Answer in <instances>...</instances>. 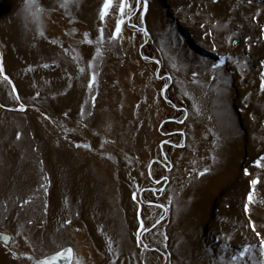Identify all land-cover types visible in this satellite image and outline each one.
Listing matches in <instances>:
<instances>
[{"label":"rangeland","instance_id":"374dc122","mask_svg":"<svg viewBox=\"0 0 264 264\" xmlns=\"http://www.w3.org/2000/svg\"><path fill=\"white\" fill-rule=\"evenodd\" d=\"M37 3L0 0V264H261L264 0H126L119 37L121 0Z\"/></svg>","mask_w":264,"mask_h":264},{"label":"snow or ice","instance_id":"6c2138e0","mask_svg":"<svg viewBox=\"0 0 264 264\" xmlns=\"http://www.w3.org/2000/svg\"><path fill=\"white\" fill-rule=\"evenodd\" d=\"M72 2L74 3L75 0H72ZM112 4H113V0H105V3L103 5V9L101 11V19H104L105 16L108 14L109 8L112 6ZM61 6H64V5H61ZM28 7H29V9H31L32 7L36 8V11L33 13V15H36V16H38V14L43 11V8L37 3V0H28ZM144 7L146 10V3L144 5ZM126 8L130 9V5H128L126 3V0H121V3L119 4L120 19H119L118 25L115 29L116 37H119V35L121 33L120 25H123L125 23L123 17L126 14V12H125ZM129 18H130V16H129ZM41 35H43V32H41ZM88 43H91V41L89 40ZM3 71H4V69H3L2 62H0V73H2ZM4 79L8 80V77L5 76ZM94 80H95V77L93 76V81ZM9 82H11V81H9ZM262 87H264V85H262ZM262 159H264V158H262ZM257 166L258 167H264V165H261L260 162H257ZM203 174L204 173H201V175H203ZM257 182H258L257 180H253L252 181L253 186H255V184ZM248 200L250 203L252 202V196L251 195H249ZM246 210H247V207H246ZM252 230L255 232V226L254 225L252 226ZM256 236L260 237V233L256 232ZM259 243L261 246L260 247L261 256L264 257V237L260 238ZM249 251H250V248L246 247L243 251V254L246 255ZM65 256L71 257L72 256V250L68 249V250H66V252L58 253V257H65ZM56 259H57V257H54L52 260L45 261L44 264H55ZM77 264H79L78 261H77ZM261 264H264V259L261 260Z\"/></svg>","mask_w":264,"mask_h":264},{"label":"water","instance_id":"95a60500","mask_svg":"<svg viewBox=\"0 0 264 264\" xmlns=\"http://www.w3.org/2000/svg\"><path fill=\"white\" fill-rule=\"evenodd\" d=\"M163 154H165V152L163 151ZM9 237L6 236L5 237V241H7L6 239H8ZM68 249H71V248H66L58 253H61V252H66V250ZM72 250V249H71ZM58 253H55V254H52L46 258H43V259H40V260H36L33 262V264H44L45 261H48V260H52L54 257H57L56 259V262L55 264H71L72 261H73V250H72V256L71 257H58Z\"/></svg>","mask_w":264,"mask_h":264},{"label":"crops","instance_id":"0c3cea01","mask_svg":"<svg viewBox=\"0 0 264 264\" xmlns=\"http://www.w3.org/2000/svg\"><path fill=\"white\" fill-rule=\"evenodd\" d=\"M173 133H175V134H182V132L181 131H175V132H173ZM166 181H168V179H165ZM203 197V196H202ZM196 198H198V197H196Z\"/></svg>","mask_w":264,"mask_h":264}]
</instances>
